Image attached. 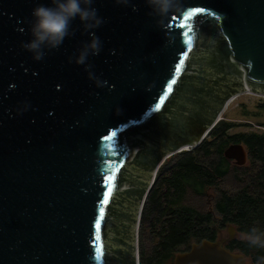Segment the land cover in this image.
Masks as SVG:
<instances>
[{
	"label": "water",
	"instance_id": "water-1",
	"mask_svg": "<svg viewBox=\"0 0 264 264\" xmlns=\"http://www.w3.org/2000/svg\"><path fill=\"white\" fill-rule=\"evenodd\" d=\"M41 5L55 7L0 0V264H141L138 225L165 162L196 150L235 95L264 96V0H171L164 14L92 0L101 25L77 16L38 61L22 45ZM224 156L246 165L242 144ZM225 242L175 264H247Z\"/></svg>",
	"mask_w": 264,
	"mask_h": 264
},
{
	"label": "trees",
	"instance_id": "trees-1",
	"mask_svg": "<svg viewBox=\"0 0 264 264\" xmlns=\"http://www.w3.org/2000/svg\"><path fill=\"white\" fill-rule=\"evenodd\" d=\"M233 123L220 121L194 151L165 162L148 195L141 220V264H167L183 248L216 241L234 227L241 238L224 247L242 253L247 264H264V248L246 239L253 228L264 233V132L230 135ZM242 144L248 162L236 166L224 156Z\"/></svg>",
	"mask_w": 264,
	"mask_h": 264
},
{
	"label": "clouds",
	"instance_id": "clouds-1",
	"mask_svg": "<svg viewBox=\"0 0 264 264\" xmlns=\"http://www.w3.org/2000/svg\"><path fill=\"white\" fill-rule=\"evenodd\" d=\"M156 6L154 10L160 14L167 13L171 9V0H149ZM55 7H45L43 5L36 7L32 15L35 22L31 27L33 39L23 44V48L34 54L35 60H41L44 52L43 48H58L64 38L69 34L70 22L77 16L84 22L85 28H96L103 22L97 16V11L91 8L92 0H53ZM84 5L82 7L81 5ZM92 20L93 23H89ZM92 42L90 48L93 50L92 55H98L101 50V41L92 33ZM87 57L81 56L77 59V63L86 64ZM246 239L253 246L264 248V233L253 228ZM264 259V258H262Z\"/></svg>",
	"mask_w": 264,
	"mask_h": 264
},
{
	"label": "rangeland",
	"instance_id": "rangeland-1",
	"mask_svg": "<svg viewBox=\"0 0 264 264\" xmlns=\"http://www.w3.org/2000/svg\"><path fill=\"white\" fill-rule=\"evenodd\" d=\"M220 121L234 124L232 129L229 131L230 135L247 131L264 132V96L250 92L235 95L233 101L231 100L230 104H227ZM171 159L172 157L167 161ZM138 226L137 257L140 263L142 243L144 246H147L148 250H151L152 244L147 242V234L145 235L146 239H142L140 237L142 227L141 224ZM227 231V229H224L223 233H226Z\"/></svg>",
	"mask_w": 264,
	"mask_h": 264
},
{
	"label": "flooded vegetation",
	"instance_id": "flooded-vegetation-1",
	"mask_svg": "<svg viewBox=\"0 0 264 264\" xmlns=\"http://www.w3.org/2000/svg\"><path fill=\"white\" fill-rule=\"evenodd\" d=\"M233 101V100H232ZM231 102V101H230ZM230 104V103H229ZM212 132V131H211ZM210 132V133H211ZM210 135V134H209ZM209 135L207 136V138L209 137ZM206 138V139H207ZM230 161H232V163H234L235 164V161H233V160H230ZM247 162H248V152H247ZM247 162H246V164H247ZM236 165V164H235ZM237 166V165H236ZM148 199V198H147ZM146 202H147V200H146ZM146 202H145V204H144V207H143V211H144V208H145V205H146ZM143 211H142V215H143ZM141 220H142V217H141ZM140 224H141V222H140ZM241 236L237 233V231H236V235L233 237V239H230V235H229V233H228V231L226 232V233H223V231L221 232V235H220V237L216 240V241H219V240H222V239H226V242H225V244H224V246L226 245V244H229L230 242H232L233 240H236V239H239ZM203 241V240H202ZM201 242V241H200ZM196 243H199V242H196ZM194 244V243H193ZM191 246H192V244L189 246V248H183V249H181V251L178 253V254H180V253H186V252H188L190 249H191ZM177 254V255H178ZM176 255V256H177ZM176 256H175V258H176ZM175 258L173 259V260H170L167 264H175Z\"/></svg>",
	"mask_w": 264,
	"mask_h": 264
},
{
	"label": "snow or ice",
	"instance_id": "snow-or-ice-1",
	"mask_svg": "<svg viewBox=\"0 0 264 264\" xmlns=\"http://www.w3.org/2000/svg\"><path fill=\"white\" fill-rule=\"evenodd\" d=\"M97 252H98V253L100 252V249H99V248H97Z\"/></svg>",
	"mask_w": 264,
	"mask_h": 264
},
{
	"label": "built area",
	"instance_id": "built-area-1",
	"mask_svg": "<svg viewBox=\"0 0 264 264\" xmlns=\"http://www.w3.org/2000/svg\"><path fill=\"white\" fill-rule=\"evenodd\" d=\"M255 96H257V95H255Z\"/></svg>",
	"mask_w": 264,
	"mask_h": 264
}]
</instances>
